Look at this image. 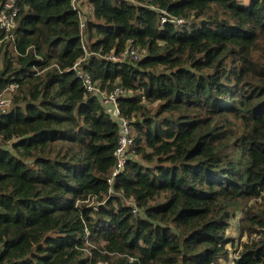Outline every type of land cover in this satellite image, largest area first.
I'll use <instances>...</instances> for the list:
<instances>
[{
	"label": "trees",
	"instance_id": "trees-1",
	"mask_svg": "<svg viewBox=\"0 0 264 264\" xmlns=\"http://www.w3.org/2000/svg\"><path fill=\"white\" fill-rule=\"evenodd\" d=\"M89 3L82 28L73 0H17L0 43V94L18 85L0 114V264H264V0ZM129 45L142 59L109 60ZM81 61L126 91L135 149L112 188L119 127Z\"/></svg>",
	"mask_w": 264,
	"mask_h": 264
},
{
	"label": "built area",
	"instance_id": "built-area-1",
	"mask_svg": "<svg viewBox=\"0 0 264 264\" xmlns=\"http://www.w3.org/2000/svg\"><path fill=\"white\" fill-rule=\"evenodd\" d=\"M78 0H73L74 6L79 10V16L81 19V27H85V22L81 18V10L76 5ZM19 17V8L17 7V0H4L0 4V43L3 41H14L15 37L13 31L17 28V20ZM166 17H162L161 23H166ZM178 25L182 24V21H176ZM83 48L86 53V47L83 44ZM141 57V58H140ZM141 50L138 47L129 45L128 48L121 53L116 55L115 51L112 52L109 60L113 62H124L130 60L133 63L138 62L142 59ZM84 61V60H82ZM82 61L76 65L74 68L77 71L78 76L83 80L84 87L88 93L98 97L99 102L105 109L106 113L110 118L118 125L119 127V141L118 149L115 154L117 158V166L113 172L108 183L111 185V188L114 183V178L120 174L126 167L127 161L131 156V151L135 149V133L131 127L130 122L122 115L121 109L119 106V99L126 96V91L122 88H115L114 91L110 93H105L99 90L94 83L93 78L89 72L84 71L81 68ZM18 85H10L3 93L0 94V114L8 113L13 105V94L17 91ZM137 213L136 210H134Z\"/></svg>",
	"mask_w": 264,
	"mask_h": 264
},
{
	"label": "rangeland",
	"instance_id": "rangeland-1",
	"mask_svg": "<svg viewBox=\"0 0 264 264\" xmlns=\"http://www.w3.org/2000/svg\"><path fill=\"white\" fill-rule=\"evenodd\" d=\"M0 4H1V0H0ZM76 5L81 10V18H82L83 22H86L89 18H91V16H92V7L90 6L89 0H78L76 2ZM144 54H145L144 52H141L142 56H144ZM127 61H130V60H126L124 62H127ZM15 95H16V92L13 94V98L15 97ZM241 216H242V214L238 213L237 218H234L232 220L231 227H230L229 232H228V236L230 238L235 239L237 244L244 243L247 240V236L244 235V234H241L240 231H239V228L241 226L240 222H239V219H240ZM229 248L231 249V245L229 246ZM237 254H239L238 250H237V252L235 254H234V250H231V254H230L229 258L232 259V258L236 257ZM114 262H115V259L111 260L110 262H101L100 264H113ZM221 264H232V261H230V260L226 261V262L222 261Z\"/></svg>",
	"mask_w": 264,
	"mask_h": 264
}]
</instances>
